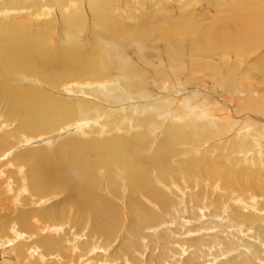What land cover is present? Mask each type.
<instances>
[{"label": "rangeland", "instance_id": "374dc122", "mask_svg": "<svg viewBox=\"0 0 264 264\" xmlns=\"http://www.w3.org/2000/svg\"><path fill=\"white\" fill-rule=\"evenodd\" d=\"M13 1L15 4L18 2V4H16L17 6L13 5L16 8L12 7L11 9L8 7V10L7 7L4 8L3 6V9H0L2 13L0 15V23L5 24L6 26H13L15 28L27 31L31 33L30 36L34 38H37L38 33L42 32L43 34L41 38L46 39V41L49 42L52 47L57 48L66 46L68 44L67 40L64 44L60 45L64 42V37L66 34V32H62L64 27V18H69L70 15L72 17H75L76 15L78 16V8L81 10V7H83L84 10H86L85 7H87V0H84L85 3L83 0V2H80V0H64V3L60 4L56 0H8V2ZM77 1L78 3H76ZM116 1L118 2L123 0H114L112 3L110 1V4H108L109 6L113 4L111 7L113 12H110L112 22H115L119 26L123 27L125 32L138 33L142 30V28H139V26H143V29H149L150 31H147L150 33L154 32V35L151 33L152 36L147 42H142L143 46H140L141 52L138 50V46L140 44L138 38L119 36L117 38H111L110 40L106 39L99 44H94L103 34L102 31L98 30L97 25L94 26V24L98 23V20L100 22L98 15H96L97 12H92L91 15H94V18H91L89 12H85V19L90 18L91 21L90 19H86L84 28L78 32L81 34V36H77V38L79 39V43L82 45L81 49L85 52L98 50L102 44L109 43L111 41H115V47L117 45L120 47L121 45L122 47H120V49H123V56L125 60H131V64H134V67L137 70H140L144 73L145 90L147 91L148 95H150V97L146 99L138 97L136 98L134 97V93H132V95L134 94L132 96L130 90L127 91L125 89L126 85H124V83H127L128 79L123 77V74L121 76L122 71L120 65H116L115 68L106 71L98 69L97 71L99 74L97 71H95V83L94 80L91 79L87 80L86 82L82 81L86 80L88 77L84 79L79 78V74L77 75L78 72L71 70L72 66L69 67V65L68 68L64 70L65 74L67 75V79L60 80L61 84L59 86H57L55 82L45 80V70L43 67H34L29 65L24 69L12 70L11 73L14 75L12 79L16 80L13 85L15 86L18 84L23 88L32 87L33 89L45 94H51L50 96L53 95L52 97L54 98H76V100L79 99L84 101L87 100L89 102L91 101L96 104V106L102 108V110H100L101 113L97 112L96 115L93 116L94 120L91 118L88 119L82 117L80 120L70 121V126L72 125L71 128L66 129V125L61 127V130H59L58 133L61 131L63 134L57 142L52 143V151L54 153H61L64 150V147L67 146L69 140L78 142L80 141V143L84 144H90L95 141L108 143L110 140H115V138L124 139V133L132 135L141 133L145 139L141 142L144 146H142L140 152H138L139 156H143L144 160H146L148 163L153 161L155 154L161 156L163 160L159 163L158 167L154 165L150 166L148 182H150L149 186L151 187L140 186L136 188V191H134L133 185L126 177H124V174L120 169H118V173L113 177L107 176L106 166L97 164L93 167L95 169L92 171L93 176L90 177V179H93L92 181L94 182V195L105 199L114 207V209H117L116 216L118 217L119 225L117 224L116 232L113 234L115 237H110L105 233H99L93 227L92 218L90 215H82L78 212H76V214L75 211L72 210V212L69 211L70 213H63V220L61 218V224H57L53 220H45L39 214L34 218L32 217V230L30 231L31 235H27L28 232L25 231L26 229L17 224L18 219L16 217H18L20 212L23 210L21 202L23 203L28 199L34 200L33 198L37 199L38 197H41L40 194L36 192V189L34 186H32L31 182L29 184L30 189L25 191L24 197L20 198V201H18V203L20 202V205L17 203V206H19L20 209H16L14 206V208H12L13 211H10V209L3 205L0 200V245H2L0 252L3 250L7 251L0 253V258L2 257L0 259V263L2 259L5 258V255L3 254H6L8 257L11 256L10 258L12 259L8 257L7 258L12 264H21V262L22 264H26V260L23 259L24 255L19 254L20 251L18 248H16V245L21 243L30 244V242L33 243L34 241L38 242V240L41 238L48 237L51 241L63 240L64 242L62 241V244L77 241L75 243L86 245L87 250H82L79 248L80 250L78 251H80L81 255L78 256H81V258L74 254V251L72 253V250L69 248L66 247L67 249H65V244H63L64 247L60 248L63 249V251H57L54 255L51 254L49 256L51 258H49L45 256L44 253L42 254L43 247H39L33 243L32 246L28 247L36 252L38 251L37 249L39 247V252L35 254H39V257L42 256L40 257L41 260L39 258L40 264H45L43 263L45 260L50 262V259L56 261L57 264H66L68 262L73 264L75 261V264H85L90 258V256L88 257L87 255L96 257L100 254L103 255V258L108 257L107 262H109V264H136L137 262V264H161V262L162 264H171V258L173 256L172 254L176 249H180L178 248L180 243H173V240H175L174 237L180 238L178 234H183L179 232L180 228L178 226L183 225L189 227L198 224V222L203 223V221L207 222L208 224L210 221H213L212 224H214L216 231L214 233V230H206L205 232L201 233L197 232L196 237L204 233H211V235H213L222 232L224 234V231L220 230V224L222 223V225H225L226 227L224 228H229V230H227L228 233H225L226 236L220 233L221 239L226 238V240H230V237L228 236L231 235V237H236L239 245L238 243H231V245H235H232V247L227 245L228 243H223L222 245H220L221 243L219 244V248L222 250L224 248L226 253H228L227 258H230V255H236V253L238 254V247L241 245L243 246L245 242V239L242 238L241 234L244 235L245 232L248 236H258V238H261L262 233H264V114L256 113L245 108L251 103H259L260 101L264 100V72L260 71L255 65L264 59V37L254 41L251 44H238L231 41L228 42L227 47L223 45L219 47L217 44L218 48L212 50L210 53L202 54L200 51L196 50L198 36L194 33L189 34L188 31L183 35L181 40L180 58L176 59L173 58L171 54V51L174 50V44L176 43L173 41L169 42L171 37L175 36L169 31L176 24H180L183 21L188 20L191 23L190 28L192 27L191 29L197 32L205 27L210 26L212 28L211 34H215L222 29H225L224 23L220 17L221 14L217 13L218 6H215V0H159V2L161 1L160 3L158 0H124V3L119 2L120 4ZM212 1L215 3V5ZM126 2L130 5H127ZM190 2L193 3L191 4ZM216 2L218 3L217 0ZM121 3H123L124 6ZM77 4L81 6L75 8L77 7ZM27 6L30 7L28 8ZM66 9L67 11L65 12ZM7 12L10 13L7 14ZM74 12L75 15H73ZM19 20H23V22H20ZM187 26L189 25L187 24ZM197 27L200 28L196 29ZM39 36L41 35L39 34ZM175 37L178 38L179 36ZM100 72L101 75L103 74L102 76H100ZM53 73L61 74L62 69H54ZM20 75H22L23 78H26L27 81L19 79L18 77ZM98 80L100 83L97 82ZM98 86L101 91L104 92V96H107L105 97L106 99L97 100L95 99L96 97L90 95V93L89 96H92L91 98L86 96V93L83 95L82 92L78 93L75 91V88H80V90L82 89L83 91L87 92L88 89L98 88ZM158 105L162 106V108L166 107L165 111L159 112L157 109H155V107L159 108ZM138 107H145L144 110L150 113H153L154 111L156 116L155 114L151 116H155L157 119L155 118L153 121L149 122L150 124L147 123V125L144 123L145 125L143 126L146 127L138 126L135 128L137 125L133 127L132 119L129 121L128 119L130 117V113L135 115V112L137 111H133V109ZM130 108L133 109L131 110ZM109 109L111 112L108 111V113H105ZM111 113L115 114L116 116L124 117L125 121L120 127L113 123L116 117L114 118V115H112L111 119L109 115ZM140 113L145 114L146 112L142 111ZM159 113L161 116H159ZM137 114L138 112L136 113V116ZM7 116V106L6 102H4L0 106V136L6 130H13L19 125L20 118H17L15 121H9ZM193 119H195L196 122L193 121ZM128 122L130 125L129 127H126ZM159 122L161 124H159ZM162 123L164 124L162 125ZM206 124L212 127H209L207 132L210 129L212 132L211 130L208 132L210 135L206 132V138L205 136L200 137L199 134L196 133L198 132V128L196 129V126L201 127L198 125H202L204 127ZM156 125H158V127ZM189 125L191 126L188 127ZM173 127H178L182 129V131H185L187 137L185 138L186 141L183 139V141L180 140V142H176L175 146L172 148L173 153L171 152L172 154L166 159V157H164L166 156L164 151H159L158 149H160V145L167 138V129L170 132ZM192 127L194 129H192ZM102 128H105L103 129L104 131H102ZM127 134H125V137H130V135L128 136ZM37 138H39V140ZM245 138L247 139L246 143ZM32 139H37L38 141L36 142V145L40 146L43 144V140L45 138L43 135H39L33 137ZM249 141H256V143L253 142L251 147L245 149V147H248L247 143ZM257 141L259 144H257ZM33 142L34 141L32 140V143ZM18 148V150H21L25 147ZM50 152L51 150H49V153ZM6 154L7 153L0 154V166H2L0 168H2L1 170L5 171L6 175H4L6 176V181H8V183L9 181H12L11 185L14 184L13 187H17V185H20V180L15 178V173L14 175H11V173H13L16 169H13L14 167L10 166V164L6 165V161H9V159L11 160L13 156L9 155L8 153L7 159ZM1 157L3 158V161L1 160ZM2 162L5 163L6 166L2 165ZM162 163L163 165H166V169H168L169 173L168 171L165 172L162 170ZM193 165L196 166V168L188 169V166L194 167ZM119 175H121L120 180H118L120 178ZM7 177L9 179H7ZM94 178H96L95 181ZM157 191H161L160 193L164 194L165 197L168 196L164 205L160 203L159 197H157ZM153 192L155 194H153ZM55 195L50 197L46 196L45 199L47 200L48 204L45 203L43 206L36 205L37 207L34 206L35 210L39 212L41 209L44 210V208L56 202L57 200L54 199ZM134 197L140 202L142 201V203L148 207V211H150L149 213H151L155 219L154 223L145 222L146 224L144 225L141 234L135 238L129 234L132 218L130 205L134 200ZM239 200H241V203L240 205H237ZM244 201L248 204V207L250 206L252 208V211H248L241 207V204L242 206L247 207L245 206L246 203ZM195 208L197 209L194 210ZM15 209L17 210L16 213H14L16 211ZM200 209L201 211H199ZM236 213L239 215L242 213V216H239ZM245 214H250V219L248 218L249 216H245ZM64 218L66 219L64 220ZM195 220L197 223L194 222ZM229 222H231V224H237L238 231H236V228L234 227L232 229V226L228 225L230 224ZM89 223L91 224V229ZM216 223L218 226L215 225ZM53 226L54 228L58 229V232L56 230L53 231L54 233L52 232V229H54ZM78 229L81 230L79 231ZM165 229L167 231V233H165L166 235L164 234V232H166ZM160 230L162 232H160ZM174 230H177V232ZM242 230L245 231L242 232ZM160 233L162 235H159ZM23 234H25V236ZM127 235L128 238L125 237ZM163 237L173 239L171 240L172 243L164 244L165 248L164 246H161V243H163L164 240L160 242ZM194 237L195 236L191 235L185 236V238ZM132 238L134 240H132ZM158 239H160L159 243ZM248 240L251 241V238ZM240 242H242L241 245ZM61 243L58 244L62 245ZM255 243L256 240L253 244H251L254 245ZM255 245H258V247H255L256 250L258 249V255L255 257L256 261L254 260V262L248 264H264V243H257ZM160 246L164 251L159 250ZM219 248L213 249L212 251L215 250V252L219 253L221 251ZM243 248L249 249L247 243H245V247ZM92 251L94 254L91 253ZM149 253L150 255H148ZM157 253L160 256L166 253L168 256L166 257V254H164L165 257L161 256V258L160 256H156ZM64 254L69 260L63 256ZM186 254L184 253L183 257H185ZM55 256L58 257L55 258ZM149 256L151 259L155 256V260L152 259L150 261ZM222 256L221 254H218V257L216 256L218 263L221 261H226V254L224 253ZM168 257H170V260ZM74 258L78 259L75 260ZM146 258H148L149 261L146 260ZM92 259L94 260L95 258ZM19 260H21V262ZM211 260L212 258H210V260H202V263L195 264H215V262ZM218 263L216 262V264ZM30 264L33 263L30 262Z\"/></svg>", "mask_w": 264, "mask_h": 264}, {"label": "bare ground", "instance_id": "6f19581e", "mask_svg": "<svg viewBox=\"0 0 264 264\" xmlns=\"http://www.w3.org/2000/svg\"><path fill=\"white\" fill-rule=\"evenodd\" d=\"M56 1H58L59 4L64 3V0H56ZM78 1L76 3H78ZM81 1L82 0H80V2ZM87 1H86L87 7H85L86 10H84L83 7H81V10H80L78 8V6H79L78 4H77V7H75V8H78V11H79L78 16L76 15L75 17H72L70 15L71 17L69 16V18L68 17L64 18L65 20L63 22L64 27H63L62 32H66V34L64 37V42L61 43L60 45L64 44L67 40H68V44L66 46H63V47H59V48L52 47L49 44V42L46 41V39L41 38L42 34H43L42 32L38 33L37 38H34V37H31L30 36L31 33L27 32V31L21 30L19 28H15L13 26H6L5 24L0 23V106L4 102H6L7 114H8L7 118H9V121H15V120H17V118H20L19 125L15 129L8 130V131L6 130L0 136V154H2V153L8 154L9 153V155L13 156V158L11 160L9 159V161L7 160L8 162L6 161V165L10 164V166L14 167L13 169H16V170H14L13 173H11V175H14V173H15L14 176L17 180H20V182H19L20 185H17V187H13L14 184L11 185L12 181L11 182L9 181V183H8V181H6V178H5L6 177L5 171L1 170L2 168H0V200H1L3 205H5L8 209H10V211H13L12 208H14V206L16 209L17 208L20 209V207L17 206V203H18V201H20L19 200L20 198L24 197L25 191L30 189L29 188L30 182H31L32 186L35 187L36 192H38V194H40L41 197L40 198L38 197L39 199L37 197H36L37 199L33 198L34 200L31 199L32 201L30 199H28L30 201L27 200L26 202H23V203L21 202V206H22L23 210L20 212L18 217H16L18 219L17 224H19L21 227L26 229L25 231L28 232L27 235L28 234L31 235V233H30V231L32 230L31 220L36 215L39 214L45 220H53V221H55V223L61 224V222H62L61 218H62L63 213L69 212L72 210V211H75V213L78 212L79 214H82V215H90L92 218V223H93L92 225L99 233H105L106 235H108L110 237L113 236V234L116 232V227L118 224V217L116 216L117 209L116 208L114 209V207L109 202H107L105 199L94 195V193H93L94 182L92 181L93 179L92 180L90 179V177L93 176L92 171L95 169L93 167L96 166L97 164L98 165H104V166H106V169H107V176H113V177H114V175H116L118 173L117 172L118 169H120L123 172L124 177H126L129 180V182H131V184L133 185L134 191H136V188H138L140 186L141 187L142 186L143 187L144 186L151 187V186H149L150 182H148V174L150 173L149 172L150 166L154 165V166L158 167L159 163L163 160V158L161 156H158L155 154V156L153 155L154 158L152 156L153 161L148 163V162H146V160H144L143 156H139L138 152H140L142 146H144L141 142L144 141V139H145L144 136L141 135V133L140 134L139 133L134 134V135L124 133V135H123L124 139L115 138V140H110L111 142L109 141L108 143L95 141V142L90 143V144H84V143H80V141L78 142V141H74V140H71V141L69 140L67 146L64 147V150L61 153H57V152L54 153L52 151L53 150L52 143L57 142L60 139L61 135L63 134L61 131H60L61 133L60 132L58 133V131L61 130V127L66 125V129L71 128L72 125L70 126V121L80 120L82 117L88 118V119L91 118L94 120L93 116H95L97 112H100V110H102V108L96 106V104H94L91 101L89 102L87 100L84 101V100H79V99L76 100V98L75 99L54 98V97H52L53 95L50 96L51 94H49V95L45 94L43 92H40L38 90L33 89L32 87L23 88L18 84L15 86L13 85L14 82H16V80L12 79V77H14V75L11 73L12 70L24 69V68H27L29 65H32L34 67H37V66L43 67L45 70V80H48L50 82H55L57 86H59L61 84L60 80H66L67 79V75L65 74L64 70L66 68H68L69 65H70L69 67L72 66L71 70L78 72L77 75L79 74V76H78L79 78L84 79V78L88 77L86 80H82V81L86 82L87 80L91 79V80H94V83H95L94 75L96 74L95 71H97L98 69L106 71V70H110V69L115 68L116 65H120L121 71L123 72V73L121 72V76L123 74V77L128 79V82L124 83V85H126L125 89L127 91L130 90L131 95H132V93H134L135 95L134 94L133 95L136 98L138 97V98L146 99V98L150 97V95H148L147 91L145 90L146 88L144 85V79H145L144 73L140 70H137L134 67V64H131V60L130 61L125 60V58L123 56V49H120V47H122L121 45H120V47L118 45L115 47V41H111L109 43L102 44L98 48V50L91 51V52H85L81 49L82 45L79 43V39L77 38V36H81V34L78 32L82 28H84L85 21L87 19V18L85 19V16H86L85 12L86 11L90 13L91 18H94V15H91L92 12H97V14L96 13L95 14L98 15V17L100 19V22H99L98 17H97L98 23L97 24L93 23V24H94V26L97 25L98 30L102 31L103 34H102V36H100L98 38V40L94 44H99V43H102L106 39L110 40L111 38H117L119 36L120 37H127V38L128 37L129 38H138V41L140 42V44L138 46V50L141 52L140 46H143L142 42H144V41L147 42L154 32H151L152 33L151 34L149 32L150 31L149 29H143V26H139V25H138L139 28L140 27L142 28V30L140 32H138V33H136V32L135 33L125 32L123 30V27L119 26L115 22H112V19L110 17V12H113L112 8H111L113 4L111 6H109L108 4H110V1H111V3H112V1L114 2V0H87ZM123 1H118V2L116 1V2L119 3V2H123ZM217 1H218V3L215 0L216 5L213 1L212 2L214 3L215 6H218L217 13L221 14L220 17L222 19V22L224 23L225 29H222L221 31H219L215 34H211L212 28L210 26L205 27V28H203L197 32V31L191 29L192 27L190 28L191 23L188 20H185L180 24H176L169 31L172 35L174 34L175 36H179L178 38L175 36L171 37V39L169 41V42L173 41L176 43V44H174V50L171 51L173 58H176V59L180 58L181 40H182L183 35L188 31H189V34L194 33L195 35L198 36V41L196 44L197 45L196 50L200 51L202 54L210 53L212 50L218 48V45H219V47L221 45L227 47V44L230 41L238 43V44H244V43L251 44L254 41L264 37V0H223V1L217 0ZM13 2H8V0H6V1L0 0V9L2 10L3 6H4V8L7 7V9H8V7H9L12 9V7H14L13 5L18 4V2L16 4H15V2L14 3ZM158 2H159V0H158ZM11 3H13V4H11ZM24 3H25V1H24ZM84 3H85V1H84ZM123 3H121V4H123ZM80 4H82V3H80ZM128 4L129 3H127V5ZM211 5H213V4H211ZM68 6H69V4H68ZM123 6H124V4H123ZM14 8H16V7H14ZM31 8H32V6H31ZM130 10H131V8H130ZM66 11H67V9L65 10V12ZM9 13L10 12H7V14H9ZM1 14L2 13L0 11V15ZM5 14H6V12H5ZM69 14H70V12H69ZM3 15H4V13H3ZM73 15H75V12ZM150 16H152V15H150ZM53 17H55V16H53ZM88 19H90V18H88ZM19 21L23 22V20H19ZM67 21H68V23H67ZM90 21H91V19H90ZM187 24L189 26H187ZM91 26H89V27L92 28ZM199 28L200 27H197L196 29H199ZM147 30H149V31H147ZM39 34L41 36H39ZM216 40H217V43H216ZM255 65L260 71L264 72V59ZM57 68L62 69L61 74H54L53 73V70L57 69ZM98 74H99V72H98ZM102 75L100 72V76H102ZM18 78L22 79L24 81H27L26 78H23L22 75H20ZM99 80L97 81L98 83H100V81H101V80L100 81ZM75 91L78 93L82 92L83 95H84V93H86L87 94V95L85 94L86 96H89V93H90V95L95 96L96 97L95 99H97V100L98 99L104 100V99H106L105 97H107V96H104V92L101 91L99 86H98V88L88 89L87 92L83 91L82 89L80 90V88L79 89L75 88ZM89 97L91 98L92 96H89ZM115 99H117V98H115ZM129 104H131V103H129ZM146 107H148V106H146ZM144 108L145 107H138V108H134V109L130 108L131 110L133 109V111L138 112L137 116H136L137 112H135V115L130 113V117H129L128 121L130 119H132V126L133 127L135 125H137V126H135V128L138 126L139 127H146V126H143V125H145L144 123H146V125H147V123L153 121L156 118L155 117L156 114L154 111H153V113H150V112L144 110ZM245 108H247L248 110L254 111L256 113L264 114V100L260 101L259 103H251ZM155 109H157L159 112H161V111L164 112L166 107L162 108V106H159V108L155 107ZM155 109H153V110H155ZM108 111H110V109L107 110V112H105V113H108ZM142 111L143 112L145 111L146 113L145 114L140 113ZM154 114H155V116L152 117L151 115H154ZM109 115H110L111 119H112V115H114L113 116L114 118L116 117L114 119L113 123H115L119 127L125 121L124 117L116 116L115 114H112V113ZM159 116H161L160 113H159ZM163 118H164V116H163ZM193 121H195V119H193ZM109 122L111 123L110 120H109ZM109 122H108V124H109ZM160 122H159V124H161ZM113 123H112V125H113ZM156 123H157V120H156ZM246 123H248V122H246ZM163 124L164 123H162V125ZM166 124H168V123H166ZM129 125L130 124L128 122L126 127L127 126L129 127ZM156 126L158 127V125H156ZM190 126L191 125H189L188 127H190ZM198 126H201V127L196 126V129L198 128L197 129L198 132H196V133L199 134L200 137L205 136V138H206L207 133L211 130L210 129L207 132L210 125L206 124L204 127L202 125H198ZM159 127H160V125H159ZM210 128H212V127H210ZM103 129H105V128H102V131H104ZM192 129H194V128L192 127ZM99 130H100V128H99ZM167 132H168V135H167L166 140L163 141V143L160 145L161 146L160 149H158L159 151L160 150L164 151V153L166 155L164 157H166V159H167V157H169L173 153L172 148H173V146H175L176 142L177 141L180 142V140L183 141V139L185 140V138L187 137L186 132L182 131V129H180L178 127H173L170 130V132L167 129ZM211 132H212V130H211ZM125 134H127L128 136L130 135V137L126 138ZM39 135H43L45 139L43 140L42 145L37 146L36 142L39 140V138H37L38 140L32 139V138L39 136ZM145 136H146V134H145ZM260 136H261V133H260ZM32 140L34 141L33 143H32ZM242 142H241V144H242ZM246 142H247V139H246L245 143ZM249 142L247 143L248 147H245V149H248L249 147H251L253 142L256 143V141H251L250 143ZM257 144H259L258 141H257ZM33 145H35V146H33ZM26 146H28V147H26ZM18 147H25V148L24 149L20 148L21 150H18L19 149ZM32 147H34V148H32ZM48 149L51 150L50 153H49ZM228 152H229V150H228ZM7 154H6V158L8 156ZM226 154H225V156H226ZM6 158H5V160H6ZM1 160L3 161V158ZM5 160H4V162H5ZM117 162H119V163H117ZM0 163H1V161H0ZM2 165H5V163L2 162ZM5 166H3V167H5ZM0 167H2V166H0ZM213 167H214V165H213ZM161 168L165 172L168 171V169H166V165H163V163L161 164ZM190 168H196V166H194V167L188 166V169H190ZM5 170H6V168H5ZM168 173H169V171H168ZM120 176L121 175H119V177ZM8 177H7V179H9ZM95 179L96 178H94V181H95ZM120 179H121V177L118 180H120ZM32 189H33V187H32ZM160 192L157 191V193H158L157 197H159L160 203L162 205H164L166 203L165 201H166L168 196L165 197L164 194H162ZM33 194H35V193H33ZM33 194H31V195H33ZM153 194H155V193L153 192ZM52 195H55L54 199L57 200L56 202H54L53 204H50L46 208L43 207L44 210L41 209V211H39V212L37 210H35L34 206H36V205L37 206H39V205L43 206L45 203H47V200L45 199V197L46 196L50 197ZM135 197L133 198L134 200L132 201V203L130 205L131 211H132V218H131V226L129 225L130 226L129 234H131L133 236V238H135L136 236L138 237L141 234L143 227L146 224L145 222H148V223L153 222L154 223V221H155L152 214L149 213L150 211H148V207H146L142 203V201L140 202ZM240 201L241 200H239V203L237 205H240V203H241ZM18 204L20 205V202ZM245 206H247V207H244L241 204V207L243 209H246L248 211H252V208L250 206L248 207L247 203L245 204ZM27 208H29V209H27ZM196 209L197 208H195L194 210H196ZM199 211H201V209ZM16 212H17V210L14 213H16ZM236 214L239 215L238 213H236ZM240 215L242 216V213ZM247 215L248 214H245V216H247ZM248 216H249L248 218L250 219V217H251L250 214ZM188 217H189V215H188ZM196 218H197V216H196ZM258 218H257V220H258ZM65 219L66 218H64V220ZM243 219H244V217H243ZM62 220H63V218H62ZM11 221H13V220H11ZM262 221H261V223H262ZM194 222H196V220ZM212 222L213 221H210L209 224L205 221H203V223L198 222V224L193 225V226H189V227L183 226V225L178 226L180 228L179 232L183 233V234L176 233V234H178V236L180 238L174 237L175 240H173L171 238L169 239L168 237L167 238L163 237L161 239L160 242H162V240H164V242L161 243L162 244L161 246L162 247L164 246V248H165L164 244L172 243L171 240L174 241L173 243H180L178 246V248H180V249L179 250L176 249L174 251V253L172 254L173 256L171 258V264L202 263L203 262L202 260H204V261L208 260V259L210 260V258H212V260L216 264V262L218 263L216 256L218 257V254H221V256H222L224 253L226 254V257H225L226 261L225 262L221 261L218 264H248V263L254 262L255 257L258 255V249L256 250V248H255L256 246L258 247V245H255V244L264 243L263 242L264 241V233H262L261 238H258V236H255V237L248 236L245 232H244V235L241 234L242 238L245 239L243 246L241 245L242 242H240L241 246H239V247L237 246L239 248V251H237L238 254L236 253V255H230L231 257L227 258L228 253H226V250L224 248H223V250L220 249L219 244L221 243L220 245H222L223 243H228L227 245L232 246L234 244L231 245V243H238V240L236 239L235 236H233V237H231L232 235L228 236V237H230V240H226V238L221 239L220 233H222V232H220L219 234H213V235H211V233L210 234L204 233V234L196 237L197 232L201 233V232H205L206 230H208V231L214 230L213 231V233H214L216 231V229H215L214 224H212ZM231 222H229L230 224H228V225L232 226V229H233V227L236 228V231H238V228H237L238 225L235 223L231 224ZM153 223H151V224H153ZM217 223L215 225H217ZM249 223H251V222H249ZM257 223H259V222H257ZM222 224H220L221 225L220 230L224 231V234L223 233L222 234L225 235L226 232L228 233L227 230H229V228L225 229L226 228L225 225H222ZM6 226H8V225H6ZM42 226H43V224H42ZM156 227H157V225H156ZM159 227H161V226H159ZM172 227H174V226H172ZM33 228H35V227H33ZM53 228H54V226H53ZM162 228H160V229H162ZM90 229H91V224H90ZM55 230L57 231L58 229L54 228V229H52V232ZM117 230H118V228H117ZM93 231H94V229H93ZM165 231H166V229H165ZM174 231L177 232V230H174ZM243 231H245V230H242V232ZM160 232H162V231L160 230ZM165 233H167V231L164 232V234ZM239 233H240V231H239ZM44 234H46V233H44ZM91 234H93V233H91ZM176 234H175V236H176ZM23 235L25 236V234H23ZM38 235H40V234H38ZM159 235H162V234L160 233ZM184 235L185 236L191 235V236H195V237L194 238H185ZM32 236H34V235H32ZM60 237H59V239H60ZM113 237H115V236H113ZM125 237L128 238V235ZM38 238H41V237H38ZM133 238H132V240H134ZM247 238L248 239L251 238V241L248 240ZM29 239H31V238H29ZM137 239H139V238H137ZM159 240L160 239H158V243H159ZM255 240H256V243L254 245H252ZM62 241L63 240L51 241V240H49L48 237H44V238H41L40 240H38V242L34 241L33 243L39 247H43L42 254L44 253L45 256L49 257L51 254L54 255L57 251H63V249H60L61 247L63 248L64 247L63 244H65V243L62 244L61 243ZM106 241H107V239H106ZM241 241H242V239H241ZM75 242H77V241H75ZM75 242L73 241L70 243H66L64 248L65 249L69 248L70 250H72L71 251L72 253L74 251V254H76L77 256L81 255L80 251H78V250H80V249L87 250L86 245L81 244V243H75ZM128 242H129V240H128ZM33 243L32 242H30V244H28V243L18 244L17 243L18 245H16V248H18L20 251L19 254L24 255L23 259L26 260L25 261L26 264H28V263L30 264V262L33 264H40L39 258L42 256L39 257V254L38 255L35 254V253L39 252V247L37 249L38 250L37 252L28 247V246H32ZM58 243H61L63 246L58 244ZM245 243H247L249 249L243 248V247H245ZM1 244H3V243H1ZM131 244H132V242H131ZM238 245H239V243H238ZM161 246H160L159 250L164 251ZM215 246H217V247H215ZM1 247H2V245H0V248ZM32 248H34V247H32ZM217 248H219L221 250V251L219 250L220 251L219 253L215 252V250L212 251L213 249H217ZM259 248H261V247H259ZM230 249H232V248H230ZM3 251H5V250H3ZM3 251H1V252H3ZM5 252H7V251H5ZM94 252H96V251H94ZM172 252H170V253H172ZM232 252H231V254H232ZM91 253H93V251ZM158 253H159V251H158ZM158 253L156 256H160ZM184 253L185 254L187 253L185 257H183ZM164 254H166V253H164ZM164 254H162L161 256H164ZM3 255H5V258L2 259L0 264H12L11 261L8 260V258H10L11 256L8 257V256H6V254H3ZM148 255H150V253ZM63 256L66 259H68V257L65 254ZM87 256L88 257L90 256V258L87 262L84 259V261L86 262L85 264H109V262H107L108 257L103 258L102 254L97 255L96 257H92L91 255H87ZM165 256L167 257L168 255L166 254ZM52 257H54V256H52ZM56 257H58V256H55V258ZM78 257H81V256H78ZM170 257H168V259ZM49 258H51V257H49ZM63 258H61V259H63ZM92 258H95V259L93 260ZM154 258H155V256H154ZM154 258L152 257V259H154ZM10 259H12V258H10ZM72 259H73V256H72ZM76 259H78V258H76ZM124 259H126V258H124ZM152 259L150 257V261ZM40 260H41V258H40ZM50 260H51L50 262L45 260L43 263H45V264H57V262L54 261L53 259H50ZM143 260H145V259H143ZM146 260L149 261L148 258H146ZM19 261L21 262V260H19ZM62 261H64V260H62ZM79 261H80V259H79ZM161 261H159V262H161ZM123 262H124V260H123ZM126 262H127V260H126ZM75 263H76V261H75ZM75 263H73V264H75ZM134 263H136V262H134ZM147 263H149V262H147ZM166 263H168V262H166ZM21 264H22V262H21ZM66 264H70V262H68ZM113 264H115V263H113ZM161 264H162V262H161Z\"/></svg>", "mask_w": 264, "mask_h": 264}]
</instances>
